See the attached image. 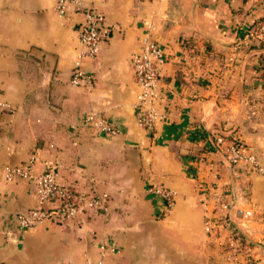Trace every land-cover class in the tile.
Segmentation results:
<instances>
[{"label": "crops", "instance_id": "0c3cea01", "mask_svg": "<svg viewBox=\"0 0 264 264\" xmlns=\"http://www.w3.org/2000/svg\"><path fill=\"white\" fill-rule=\"evenodd\" d=\"M90 5L110 34L83 63L95 77L88 91L71 84L83 16L72 7L59 16L56 0H0V96L10 106L0 114V264H85L103 245L116 247L106 264H226L232 233L206 232L209 191L231 196L229 222L242 240L237 264H264V176L232 166L198 138L234 134L264 153V41L237 48L264 20V0ZM146 34L168 56L159 98L168 116L152 129L138 122L131 66ZM92 113L117 134L86 125ZM32 157L37 172L57 162L64 185L105 199L108 211L20 230L18 215L38 206L36 189L7 183L3 170ZM154 185L176 193L171 210L150 192Z\"/></svg>", "mask_w": 264, "mask_h": 264}, {"label": "built area", "instance_id": "2783aa9c", "mask_svg": "<svg viewBox=\"0 0 264 264\" xmlns=\"http://www.w3.org/2000/svg\"><path fill=\"white\" fill-rule=\"evenodd\" d=\"M69 7L83 16L79 29L81 52L79 61L74 67L71 84L91 91L95 86V77L84 69L83 63L86 60H95L99 56L103 43L109 38L110 31L105 26V15L93 9L90 0H56V10L59 16L64 17ZM245 35L237 45L238 49L248 48L251 40L254 39L264 41V20L253 28L247 29ZM167 61L165 48L153 40L150 34L144 36L139 51L131 56L137 90L135 113L139 124L149 129L165 121L168 116L166 111L159 106L163 68ZM7 111H10V106L0 96V114ZM85 124L105 135L117 134V129L112 123L100 114L88 115ZM235 141L239 143L236 144ZM235 141H228L221 135L217 137V145L227 161L232 166H242L264 176V153L259 155L252 153L240 143L239 139L235 138ZM36 162L37 159L32 157L25 164L10 165L3 170L4 180L7 183L17 180L31 181L36 189L38 206L18 215L17 222L20 230L35 228L46 221L75 220L83 212L99 215L108 211L105 199L64 185L60 179V166L57 162L44 161L41 172H37ZM150 192L162 198L168 210L173 208L176 198L173 190L163 185H154ZM205 195L207 197L203 201L206 232L213 233L218 227L228 228L231 231L229 223V210L232 207L231 196L224 194L223 191H209ZM231 233L230 251L225 261L226 264H237L239 259H237L236 244L238 245L239 241L232 231ZM115 252L116 247L103 245L99 257L96 260H88L85 264H106L105 260L108 255Z\"/></svg>", "mask_w": 264, "mask_h": 264}, {"label": "trees", "instance_id": "16d2710c", "mask_svg": "<svg viewBox=\"0 0 264 264\" xmlns=\"http://www.w3.org/2000/svg\"><path fill=\"white\" fill-rule=\"evenodd\" d=\"M240 31V29L238 30ZM246 35H243V38L245 37ZM254 41V40H252ZM223 138L227 139L228 141H235V137H234V134H229V135H226V134H220ZM219 136V134H216V133H206L204 132L202 134V136H199L198 138L199 139H202V140H205V141H208L210 143V147L208 148L209 151H214V152H219L220 151V148L218 147L217 145V137ZM197 138V137H196ZM197 138V139H198ZM236 144H238L239 142L238 141H235Z\"/></svg>", "mask_w": 264, "mask_h": 264}, {"label": "rangeland", "instance_id": "374dc122", "mask_svg": "<svg viewBox=\"0 0 264 264\" xmlns=\"http://www.w3.org/2000/svg\"><path fill=\"white\" fill-rule=\"evenodd\" d=\"M230 211V210H229ZM230 213V212H229ZM230 223V222H229ZM231 225V224H230ZM231 231L233 232V235L238 237V241H239V238H240V242H238V245L236 244V250H237V259H239V257L241 258V252L239 249V246L240 244H242V240H241V235L239 234V232L237 230H235L232 225H231ZM237 246H238V249H237ZM230 251V248L228 249V252ZM243 257V256H242Z\"/></svg>", "mask_w": 264, "mask_h": 264}]
</instances>
